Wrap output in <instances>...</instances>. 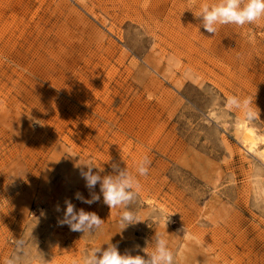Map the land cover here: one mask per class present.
<instances>
[{
    "label": "rangeland",
    "instance_id": "rangeland-1",
    "mask_svg": "<svg viewBox=\"0 0 264 264\" xmlns=\"http://www.w3.org/2000/svg\"><path fill=\"white\" fill-rule=\"evenodd\" d=\"M215 2L0 0V264H73L109 240L146 256L167 219L177 264H264V21L210 34L196 14ZM145 155L142 222L121 230L99 184L75 198H91L81 163L136 175ZM66 199L101 228L58 224Z\"/></svg>",
    "mask_w": 264,
    "mask_h": 264
},
{
    "label": "clouds",
    "instance_id": "clouds-1",
    "mask_svg": "<svg viewBox=\"0 0 264 264\" xmlns=\"http://www.w3.org/2000/svg\"><path fill=\"white\" fill-rule=\"evenodd\" d=\"M201 19V26L210 34H216L219 26L235 25L244 27L245 25L258 24L264 21V0H216L209 5L207 3L200 6L199 13L196 14ZM254 101L251 98H240L238 96H229L226 100L228 109L239 110L249 122L258 119L260 113L257 107H254ZM86 166L87 170L81 169V176L86 181V187L91 193L90 199H85L79 192L75 198L83 203L91 205L99 201L100 196L94 191L97 184L100 186V192L103 195V202L110 209H125L119 214L118 223L121 230L130 225L142 222L138 215L128 209L141 191L142 185L138 177H145L149 173L151 161L145 155L136 164V175L131 174L128 169H121L118 164H113L114 174L101 176L94 172L96 168L91 162L81 163ZM65 209L63 217L58 220L61 226L67 225L72 231L82 233H95L103 224V220L95 212H86L84 209L76 210L71 200H65ZM56 211H61L59 205ZM156 217V221H160ZM164 220L165 232H155L152 242L145 249L146 256L132 255L129 252L121 254L118 246L106 243L107 248L101 246L95 247L86 252L81 258L73 261V264H177V257L167 239L166 224ZM20 244L23 241H19ZM4 264H16V258L5 260Z\"/></svg>",
    "mask_w": 264,
    "mask_h": 264
},
{
    "label": "bare ground",
    "instance_id": "bare-ground-1",
    "mask_svg": "<svg viewBox=\"0 0 264 264\" xmlns=\"http://www.w3.org/2000/svg\"><path fill=\"white\" fill-rule=\"evenodd\" d=\"M246 128V127H245ZM244 128V130H245V132L246 133H244V137H242V138H245V140H247L249 143H253V136H252V132L249 130V129H245ZM243 134V133H242ZM243 136V135H242ZM257 139V138H256ZM241 144H243V143H241ZM250 145V144H249ZM247 147H248V145H247ZM253 151V150H252ZM254 152V151H253ZM260 153V152H259ZM262 154V153H261ZM260 157H263L264 158V153L262 154V156H260Z\"/></svg>",
    "mask_w": 264,
    "mask_h": 264
}]
</instances>
